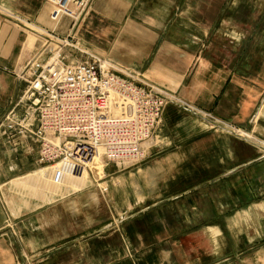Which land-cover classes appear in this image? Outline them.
<instances>
[{"label": "crops", "instance_id": "1", "mask_svg": "<svg viewBox=\"0 0 264 264\" xmlns=\"http://www.w3.org/2000/svg\"><path fill=\"white\" fill-rule=\"evenodd\" d=\"M50 12L0 0V264H264V0H93L80 46L193 109L167 104L120 174L36 170L38 146L2 134L15 72L67 35Z\"/></svg>", "mask_w": 264, "mask_h": 264}, {"label": "built area", "instance_id": "2", "mask_svg": "<svg viewBox=\"0 0 264 264\" xmlns=\"http://www.w3.org/2000/svg\"><path fill=\"white\" fill-rule=\"evenodd\" d=\"M48 3L50 22L70 20L69 33L45 60L32 58L15 72L24 90L6 114L2 134L11 143L16 137L35 143L38 165L87 167L102 156L126 169L146 160L159 145L155 132L165 106L193 109L80 46L77 27L93 0Z\"/></svg>", "mask_w": 264, "mask_h": 264}, {"label": "rangeland", "instance_id": "3", "mask_svg": "<svg viewBox=\"0 0 264 264\" xmlns=\"http://www.w3.org/2000/svg\"><path fill=\"white\" fill-rule=\"evenodd\" d=\"M233 2H234V0H233ZM70 21V20H69ZM70 25H71V22L69 23V27H70ZM83 25V23L82 24H79V26L77 27L78 28V30H79V28H81V26ZM43 32V31H42ZM43 33H45V34H47L48 35V38L50 39V41H49V50L52 52V53H54L55 51H57V48H56V44H58L59 42L57 41V39H62V38H65V37H67V35H68V33H69V28H68V31H67V35H65L64 37H61V36H59L58 34H57V32L55 31V33L54 34H50V33H48V32H43ZM49 51V52H50ZM48 52V56H49V53ZM244 136V135H243ZM244 138H246L245 136H244ZM145 161V160H144ZM101 166H102V170H104L108 165H110V164H107V162L104 160V159H102L101 160ZM143 162V161H142ZM59 163V162H58ZM57 164V163H56ZM56 164H53V165H56ZM37 165V168H36V170H39V169H42V168H45V167H49V166H53V165H38V163L36 164ZM114 165V164H113ZM115 167H113L114 169H110V171L111 172H113L114 171V173H116V174H120V173H123V171L124 170H126V169H124V168H122V167H119V166H116V165H114ZM112 168V167H111ZM94 177V178H93ZM89 178H91V185L95 182V180H96V177L95 176H93L92 174H90L89 175ZM94 179V180H93ZM91 185H89V186H91ZM42 255V256H41ZM41 255H39L38 256V260H33V261H24L22 264H43L44 263V261L46 260V257H44L43 256V254H41ZM44 257V258H43ZM36 258V257H35Z\"/></svg>", "mask_w": 264, "mask_h": 264}, {"label": "bare ground", "instance_id": "4", "mask_svg": "<svg viewBox=\"0 0 264 264\" xmlns=\"http://www.w3.org/2000/svg\"><path fill=\"white\" fill-rule=\"evenodd\" d=\"M123 107H127V105H125V106H123ZM99 157H100V156H99ZM101 157H102V156H101ZM101 157H100V158H101ZM101 160H102V158H101ZM101 163H102V162H101Z\"/></svg>", "mask_w": 264, "mask_h": 264}]
</instances>
